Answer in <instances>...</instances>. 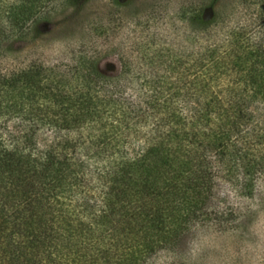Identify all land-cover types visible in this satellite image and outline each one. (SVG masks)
Wrapping results in <instances>:
<instances>
[{
    "label": "trees",
    "instance_id": "trees-1",
    "mask_svg": "<svg viewBox=\"0 0 264 264\" xmlns=\"http://www.w3.org/2000/svg\"><path fill=\"white\" fill-rule=\"evenodd\" d=\"M47 1L0 0V43ZM190 67L140 98L99 96L97 70L71 86L43 66L0 69V264H139L219 174L244 193L264 179V36L231 30Z\"/></svg>",
    "mask_w": 264,
    "mask_h": 264
},
{
    "label": "rangeland",
    "instance_id": "rangeland-1",
    "mask_svg": "<svg viewBox=\"0 0 264 264\" xmlns=\"http://www.w3.org/2000/svg\"><path fill=\"white\" fill-rule=\"evenodd\" d=\"M260 2L81 0L75 5L49 0L23 36H1L0 69L43 66L71 86L97 70L100 77L88 79L99 96L122 92L126 98H138L155 81L161 86L175 82L180 73L183 81L190 80L196 55L231 30L241 29L251 38L264 36ZM4 32L7 37V29ZM124 70L130 73L124 76ZM41 133L42 140L50 135L47 130ZM196 214L139 264H264L262 176L244 193L240 178L228 180L219 174Z\"/></svg>",
    "mask_w": 264,
    "mask_h": 264
}]
</instances>
